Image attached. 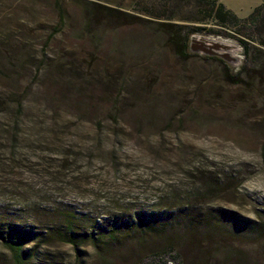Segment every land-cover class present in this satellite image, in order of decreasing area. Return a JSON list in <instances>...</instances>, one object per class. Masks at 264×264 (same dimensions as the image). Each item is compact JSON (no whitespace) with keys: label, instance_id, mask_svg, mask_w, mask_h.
Returning a JSON list of instances; mask_svg holds the SVG:
<instances>
[{"label":"rangeland","instance_id":"1","mask_svg":"<svg viewBox=\"0 0 264 264\" xmlns=\"http://www.w3.org/2000/svg\"><path fill=\"white\" fill-rule=\"evenodd\" d=\"M199 1L0 0V222L36 234L23 264H264V33Z\"/></svg>","mask_w":264,"mask_h":264},{"label":"trees","instance_id":"2","mask_svg":"<svg viewBox=\"0 0 264 264\" xmlns=\"http://www.w3.org/2000/svg\"><path fill=\"white\" fill-rule=\"evenodd\" d=\"M200 5L205 6V12L207 17L224 26L231 25L236 28L238 33H242L243 29L247 26L254 28L257 34L264 33V0L256 6L252 12L246 17H239L232 10L228 9L223 2H217L216 0H200ZM195 30H206L205 27L199 26ZM262 39H260L261 41ZM240 42L244 46L245 54L249 55L251 44L247 39L240 38ZM172 43L176 47V53L181 58H186L191 55L189 46V34L175 35L172 34ZM210 58H216V56H208ZM232 77V79H236ZM151 224L147 225L150 226ZM33 230L27 227L16 226L12 223L0 222V238L5 242L8 248L13 252V255L18 264H23L24 258L27 255V249L25 246L27 241L35 238ZM66 241L77 245L76 233L72 230H67L65 235ZM175 257V255H171ZM145 264H167V261L163 257H159L155 261L147 262Z\"/></svg>","mask_w":264,"mask_h":264},{"label":"water","instance_id":"3","mask_svg":"<svg viewBox=\"0 0 264 264\" xmlns=\"http://www.w3.org/2000/svg\"><path fill=\"white\" fill-rule=\"evenodd\" d=\"M189 46L190 50L193 52H202L208 56H216L228 62L237 60V58L230 53L232 49L231 45L210 40L204 36H192Z\"/></svg>","mask_w":264,"mask_h":264}]
</instances>
